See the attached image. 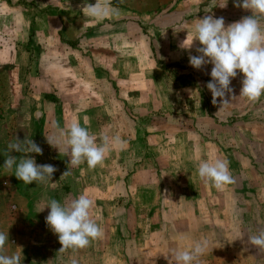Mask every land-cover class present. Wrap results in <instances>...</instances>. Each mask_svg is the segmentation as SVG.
<instances>
[{
    "label": "rangeland",
    "instance_id": "1",
    "mask_svg": "<svg viewBox=\"0 0 264 264\" xmlns=\"http://www.w3.org/2000/svg\"><path fill=\"white\" fill-rule=\"evenodd\" d=\"M242 2L112 0L120 15L97 20L85 11L95 0H0V231H8L5 250L16 243L26 246L30 259L34 246L58 247V236L46 223L49 209L40 211L48 201L37 198L63 177L57 170L50 182L24 184L15 177V166L11 171L3 167L8 144L16 137L31 138L43 153L28 156L38 165L62 168L63 144L54 139L50 145L46 137H58V129L78 120L97 143L105 135L124 141L111 148L97 173L103 188L97 197L112 196L122 220L130 212L145 215L146 237L126 240L142 264H175V250L205 239L200 264H264V249L249 239L264 230V95L255 102L239 95L244 77L238 73L231 80L233 91L224 97L229 102L217 97L213 104L206 86L212 64L193 68L189 57L199 54L200 45L193 41L191 48L183 47L197 19L223 17L228 26L252 15ZM217 158L229 161L235 181L223 188L197 172L200 161ZM96 167H88L91 175ZM146 168L154 174V185L136 187L132 170ZM116 177L126 184L108 188ZM18 193L35 198L36 204L20 207ZM130 229L122 232L128 237ZM46 253L38 255L43 263Z\"/></svg>",
    "mask_w": 264,
    "mask_h": 264
},
{
    "label": "clouds",
    "instance_id": "2",
    "mask_svg": "<svg viewBox=\"0 0 264 264\" xmlns=\"http://www.w3.org/2000/svg\"><path fill=\"white\" fill-rule=\"evenodd\" d=\"M225 6V5H224ZM223 6V7H224ZM241 7L251 11L252 15L225 26L223 17L214 18L207 15L197 19L194 25V35L185 49L191 48L193 41L200 45L196 49L198 55L189 57L190 65L195 69H202L207 64H212L207 88L212 93L213 104L216 98H222L233 90L231 80L238 73L243 74L240 94L249 101L255 102L264 95V0H243ZM87 15L97 20L119 16V9L112 5V0H95L87 3ZM63 144L64 154L70 157L68 163L78 167L87 163L89 168L102 164L112 147H122L124 141L119 136L105 135L102 143H97V137L89 129L76 120L71 122L66 129H58V137H46L52 145L53 140ZM9 153L6 154L3 167L11 171L15 166V177L24 184L33 182H50L57 169L51 164L38 165L28 153L42 155V148L31 138L8 144ZM24 153L17 158L10 153ZM198 176L211 182L216 188H223L233 184L234 177L229 168L227 159L217 158L212 161L202 160L197 168ZM68 170L62 176H67ZM95 201L85 194L79 195L70 203L61 204L55 199L47 202L40 211L49 209L46 223L57 234L61 244L60 252L68 249H83L90 245L92 240L103 236V229L92 218L90 211ZM39 211V212H40ZM8 231H0V264H22L21 253L7 254L5 245L8 242ZM181 239H187L182 236ZM252 245L264 249V230L249 237ZM208 241L193 242L189 247L175 250V264H200V258L207 251ZM71 264H77L73 259Z\"/></svg>",
    "mask_w": 264,
    "mask_h": 264
},
{
    "label": "crops",
    "instance_id": "3",
    "mask_svg": "<svg viewBox=\"0 0 264 264\" xmlns=\"http://www.w3.org/2000/svg\"><path fill=\"white\" fill-rule=\"evenodd\" d=\"M14 85L18 84L15 83ZM69 159L70 157L67 156L62 158L61 162L63 163L64 161L63 166L62 168L57 169L58 171H61L60 173L62 174L68 170L69 174L58 179V182L52 187L49 186L40 190L41 195L37 199L41 200L43 196L47 201L55 199L61 204H67L81 194L87 195L95 201V205L91 209L90 214L103 229V236L92 240L90 245L86 248L68 249L64 252L59 251L61 248L59 245L60 243L58 244V247L53 249L44 247L35 248V246H32L34 249H32L30 259L27 258L28 251L26 246L18 245L16 241V245L10 249H6L5 252L7 254L21 253L22 264H71L73 259L77 261V264H142L143 258L139 259L138 257H135L134 247L127 245L126 240H131V242L134 243L136 239L139 238L140 241L141 238L146 237L145 234L149 230H147V227L144 226L143 223L145 215L139 217L138 214H133L132 216V213L130 212L127 216L129 219L124 218V220H122L119 218L114 212L118 202H116L112 196L110 198H103L101 196L97 197L98 194L103 193V188L101 184L98 183L99 177L97 176V173L100 175L102 171L103 163L99 164L96 169L92 171L91 175L88 171L86 162L78 167H71L68 163ZM65 164L66 166H64ZM153 175L154 174H152L150 168L134 169L132 170L131 177L134 179L133 183H135L134 181H138L136 182V187H139L140 185L149 187L153 186V183H155ZM147 176H149V179H147ZM138 179H145L146 182H140ZM92 180L95 181L94 187L93 189H90L88 187L93 186V183L91 182ZM114 180L115 184L114 181H111L112 184H110L108 188L114 189L117 186L121 188L122 185L124 186L126 184L125 182H122V178L120 177H116ZM97 191L102 193H97ZM15 202L17 204L20 203V207L28 205L34 206L36 204V199L33 197L28 198L23 193L22 195L18 193L15 197ZM131 204L132 205L127 206L129 211L131 210L130 208L133 207L132 201ZM106 205L107 207L112 208L111 211L105 208ZM131 217H135L136 220L132 222ZM131 223H133L134 226H132ZM131 227H133L132 230L130 229ZM123 229L126 231H128L127 229H130L128 237L126 236V232H122ZM45 253L48 257L47 263H43V259L40 258L42 255H45ZM141 253L143 256L144 252L142 251ZM38 255L41 256L38 257ZM118 261L120 262L118 263Z\"/></svg>",
    "mask_w": 264,
    "mask_h": 264
}]
</instances>
